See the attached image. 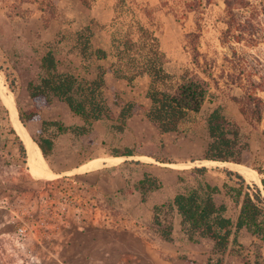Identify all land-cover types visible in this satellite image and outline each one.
<instances>
[{"label":"rangeland","instance_id":"374dc122","mask_svg":"<svg viewBox=\"0 0 264 264\" xmlns=\"http://www.w3.org/2000/svg\"><path fill=\"white\" fill-rule=\"evenodd\" d=\"M51 1L56 3L55 13L45 26L43 20L51 12L48 7ZM89 2L87 8L80 0H0V75L17 112L18 107L29 109L33 105L27 84L36 81L40 58L49 46L58 56L60 71L94 77L96 63L87 73L78 49L71 42L72 34L92 19L102 27L96 29L92 44L110 53L108 59L98 64L110 67L114 62V40L128 34L136 39L139 26L150 28L165 54L168 78L159 87L174 90L186 73L208 83L207 101L196 122L178 133L159 136L140 113L129 120L122 134L111 131L108 121L96 123L90 135L79 139L65 134L57 140L56 151L44 159L50 175L34 177L27 163H23L19 142L10 131L14 126L0 98L3 108L0 109V264H211L212 260L214 263L212 242L199 236L190 239L170 203L178 192L195 185L190 174L194 167L206 166L205 180L212 185L221 187L227 181L224 171L229 168L219 163L205 164L202 160L208 143L205 118L218 106L249 134V146L240 165L253 171L257 165L264 166V91L257 94L263 101L262 120L251 131L230 99L240 96L241 90L228 84L232 54L221 44L226 28L224 4L214 0L197 13L189 9L186 0ZM260 25L261 42L254 47H239L240 57L236 59L248 65V70L264 74V19ZM198 29L202 68L212 79L192 59L189 34L197 33ZM11 81L14 91L10 89ZM149 81L148 76H140L128 85L108 73L105 96L115 115L118 114L113 105L115 93L125 101L148 107ZM42 117L67 125L80 123L57 99L42 110ZM25 127L33 140L40 122L31 121ZM125 147L133 148L136 154L112 159V149ZM96 159L98 165L92 170H101V176L94 172L84 175L87 170L79 165ZM61 172H66L63 177L58 176ZM145 173L154 176L162 187L154 196L151 192L144 202L139 192L130 194L128 189ZM179 177L187 182H179ZM257 177L260 179L258 173ZM249 181L246 179L249 184L254 183ZM215 200L218 204L226 203L227 216L236 219L238 208L233 202L224 194L216 195ZM155 207H160V221L173 225L171 240L164 239L155 224ZM19 228L23 233L18 232ZM238 242L223 264H264V242L246 230L239 232Z\"/></svg>","mask_w":264,"mask_h":264},{"label":"trees","instance_id":"16d2710c","mask_svg":"<svg viewBox=\"0 0 264 264\" xmlns=\"http://www.w3.org/2000/svg\"><path fill=\"white\" fill-rule=\"evenodd\" d=\"M80 1L83 6H90L89 0ZM212 1L214 0H186V4L191 11L199 13L203 5L211 4ZM221 1L224 4L226 25L222 32L221 44L232 54V72L228 75V84L241 90L240 96H230V99L240 119L253 131L262 120L263 101L257 94L264 91V74L248 70V65L236 57H240L239 47H254L261 42L258 29L264 19V0ZM48 7L51 12L43 20L45 26L55 13L56 3L51 1ZM99 28L102 27L92 19L71 36V42L79 51L85 71L89 73L92 64L96 63L93 78L60 71L58 56L54 48L49 46L40 58L36 81L27 84V93L33 105L29 109L18 107V117L24 126L31 121L40 122V128L33 140L46 160L53 154L55 141L59 136L70 134L75 139L88 136L99 121L111 122V131L122 134L128 128V120L142 113L159 136L171 132L178 133L185 126L196 122L207 101L208 83L201 78L189 77L186 73L174 90L168 91L159 87L160 84H165L168 78L164 66L165 54L160 50L159 41L150 28L139 26L136 39L128 34L120 40H114V62L110 67L98 64L110 56L107 50L96 48L92 44L95 31ZM199 33L198 29L197 33L189 34L192 59L195 66L212 79V75L202 68L201 54L197 46ZM108 73L118 80H125L128 85H132L137 77L148 76L150 81L146 98L150 105L147 107L136 101H125L115 93L113 105L118 108V114L115 115L105 96ZM9 85L14 91L13 81ZM54 99L65 104L80 123L67 125L60 120L44 119L42 110L50 107ZM205 130L208 143L202 160L242 163L243 153L249 146V134H245L241 125L230 119L221 106L214 108L207 115ZM10 131L19 142V152L23 163L26 164V148L14 128ZM135 154V150L130 147L111 150L114 157H132ZM254 169L260 175L261 186L249 184L241 174L225 170L227 181L220 187L205 180L208 171L206 166L194 167L190 174L194 176L195 185L178 192L170 203L180 216L181 225L190 239L199 236L212 242L215 258L211 264L224 263V258L231 248L239 245L238 235L241 230H246L264 242V166L257 165ZM178 180L187 182L183 177ZM161 187V182L145 173L142 179L128 189V193L139 192L145 202L151 192ZM219 194H224L238 208L235 220L227 216L226 203L216 202L215 196ZM159 209L160 207L154 208L155 224L161 236L171 240L173 225L160 221Z\"/></svg>","mask_w":264,"mask_h":264},{"label":"bare ground","instance_id":"6f19581e","mask_svg":"<svg viewBox=\"0 0 264 264\" xmlns=\"http://www.w3.org/2000/svg\"><path fill=\"white\" fill-rule=\"evenodd\" d=\"M0 98L5 104L8 112L11 123L13 124L18 136L24 143L27 152V166L29 167L30 172L35 176H47L50 175L46 166V162L44 157L42 156L41 150L38 145L32 140L27 128L21 123L18 117V112L16 105L14 103L13 97L8 93L7 87L3 83V78L0 75ZM145 157V156H144ZM112 159L118 160L120 158ZM108 162H112V160H108ZM118 163V162H117ZM205 164H214L219 163L223 164L225 167L230 170L238 171L245 179L250 180L261 186L260 179L257 177V173L253 170H250L243 165L235 164L231 162H215V161H207L204 160ZM98 165V161L91 163L89 165L83 166V169L94 168ZM249 181V182H250Z\"/></svg>","mask_w":264,"mask_h":264},{"label":"crops","instance_id":"0c3cea01","mask_svg":"<svg viewBox=\"0 0 264 264\" xmlns=\"http://www.w3.org/2000/svg\"><path fill=\"white\" fill-rule=\"evenodd\" d=\"M130 120V119H129ZM129 120H128V122H129ZM99 122H101V121H99ZM98 123V122H97ZM78 124V123H77ZM61 136H63V135H61ZM61 136H59L57 139H56V141H55V147H54V151H53V153L56 151V148H57V140L61 137ZM114 158H120V157H114ZM97 161H99V160H92L91 162H89V163H81L80 165H79V168L80 167H83V166H86V165H89V164H91V163H94V162H97ZM221 163H223V162H221ZM93 168H90V169H86L87 171L84 173V175H89V174H91V173H96V174H100L101 172V170H99V169H94V170H92ZM65 173L66 172H61L60 174H58V176L59 177H63L64 175H65ZM100 176H101V174H100ZM158 191H154V192H152V196H154L156 193H157ZM152 196H150L149 197V202L151 201V197Z\"/></svg>","mask_w":264,"mask_h":264},{"label":"built area","instance_id":"2783aa9c","mask_svg":"<svg viewBox=\"0 0 264 264\" xmlns=\"http://www.w3.org/2000/svg\"><path fill=\"white\" fill-rule=\"evenodd\" d=\"M18 232L21 234V233H23V229L22 228H19L18 229Z\"/></svg>","mask_w":264,"mask_h":264}]
</instances>
